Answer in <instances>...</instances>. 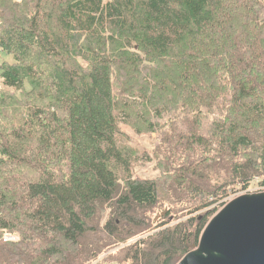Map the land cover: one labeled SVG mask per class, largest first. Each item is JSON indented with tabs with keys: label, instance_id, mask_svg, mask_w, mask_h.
Masks as SVG:
<instances>
[{
	"label": "trees",
	"instance_id": "obj_1",
	"mask_svg": "<svg viewBox=\"0 0 264 264\" xmlns=\"http://www.w3.org/2000/svg\"><path fill=\"white\" fill-rule=\"evenodd\" d=\"M0 51V264H177L264 187V0H0Z\"/></svg>",
	"mask_w": 264,
	"mask_h": 264
},
{
	"label": "water",
	"instance_id": "obj_2",
	"mask_svg": "<svg viewBox=\"0 0 264 264\" xmlns=\"http://www.w3.org/2000/svg\"><path fill=\"white\" fill-rule=\"evenodd\" d=\"M177 264H264V192L224 204L208 221L196 248Z\"/></svg>",
	"mask_w": 264,
	"mask_h": 264
},
{
	"label": "rangeland",
	"instance_id": "obj_3",
	"mask_svg": "<svg viewBox=\"0 0 264 264\" xmlns=\"http://www.w3.org/2000/svg\"><path fill=\"white\" fill-rule=\"evenodd\" d=\"M0 58L6 59L10 62H13L14 59L12 57L4 56L2 52L0 51ZM0 91H12L9 87L5 86V84L2 83V80H0ZM120 129L122 133L124 134L123 142L126 143L127 146L136 149L138 152L137 154V160L133 163L131 173L133 174L134 178H157L160 174V171L157 169V161L153 155V151L160 141V135L159 132L157 133H143V134H137L134 129L127 125V124H120ZM126 135V137H125ZM259 181H254L250 185L248 191L246 193H257V191L261 188ZM245 192H240L236 195H231L228 199L231 200L237 196L246 194ZM167 210V209H165ZM165 212V211H164ZM159 214H156V217ZM175 224V223H174ZM117 250H114L115 252ZM112 253V252H111ZM110 254V253H108ZM105 256H102L97 262L93 264H97L98 262L102 261Z\"/></svg>",
	"mask_w": 264,
	"mask_h": 264
},
{
	"label": "built area",
	"instance_id": "obj_4",
	"mask_svg": "<svg viewBox=\"0 0 264 264\" xmlns=\"http://www.w3.org/2000/svg\"><path fill=\"white\" fill-rule=\"evenodd\" d=\"M257 192H264V187H261ZM249 193V192H248ZM247 194V193H246ZM230 201V200H229ZM228 202V201H227ZM226 202V203H227ZM225 203V204H226ZM17 238L15 237H5L4 238V241L7 242V241H15Z\"/></svg>",
	"mask_w": 264,
	"mask_h": 264
}]
</instances>
